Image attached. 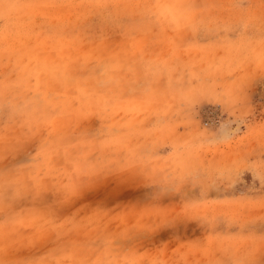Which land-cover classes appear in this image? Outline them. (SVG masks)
Wrapping results in <instances>:
<instances>
[{"label": "rangeland", "instance_id": "1", "mask_svg": "<svg viewBox=\"0 0 264 264\" xmlns=\"http://www.w3.org/2000/svg\"><path fill=\"white\" fill-rule=\"evenodd\" d=\"M0 264H264V0H0Z\"/></svg>", "mask_w": 264, "mask_h": 264}]
</instances>
